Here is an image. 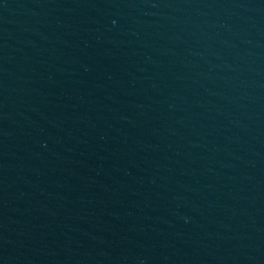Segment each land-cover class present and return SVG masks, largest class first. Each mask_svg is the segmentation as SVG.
<instances>
[{
    "label": "water",
    "instance_id": "obj_1",
    "mask_svg": "<svg viewBox=\"0 0 264 264\" xmlns=\"http://www.w3.org/2000/svg\"><path fill=\"white\" fill-rule=\"evenodd\" d=\"M0 264H264V0H0Z\"/></svg>",
    "mask_w": 264,
    "mask_h": 264
}]
</instances>
